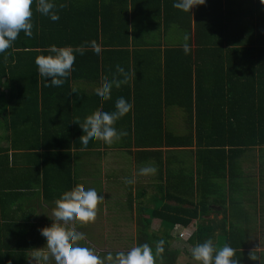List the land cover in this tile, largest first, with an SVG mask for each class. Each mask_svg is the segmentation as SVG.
Segmentation results:
<instances>
[{"label":"trees","instance_id":"obj_1","mask_svg":"<svg viewBox=\"0 0 264 264\" xmlns=\"http://www.w3.org/2000/svg\"><path fill=\"white\" fill-rule=\"evenodd\" d=\"M55 3L60 19L53 22L35 11L33 0V36L21 32L0 53V82H4L0 85V202L10 186L31 193L33 199L25 209L30 224L38 186L46 200H57L62 192L80 186L74 158L83 149L98 151L108 144L97 140L85 148L79 141L83 132L74 120L83 122L99 111H114L116 99L122 96L132 108L114 125L127 133L119 141L128 148H156L138 154H154L160 170L152 196L155 206L139 204L136 211L135 246L147 243L155 252L157 243L164 241L156 264H179L182 254L194 261L190 249L211 239L217 249L225 244L233 247L240 264H260L246 256L251 239L254 246H264V231L250 234L236 160L246 149L264 145L261 0H206L191 13L174 8L173 0ZM145 16L152 17L154 24L146 23ZM92 41L98 52L90 47ZM185 43L190 46L188 54L183 51ZM52 44L85 49L83 55H76L74 70L60 87H46L34 62L36 56L48 54ZM116 65L129 73V82L113 87L111 99L101 103L95 91L104 80L120 78ZM178 114L185 116L183 129ZM142 126L147 129L145 137H139ZM163 147L168 148L165 155ZM21 150L29 152L25 156L30 166L10 165V151ZM259 197L264 201V191ZM5 207L0 203V214L6 215ZM154 219L160 221L157 230L152 229ZM47 222L51 224L50 219ZM194 222L192 235L180 239L186 248L174 246L176 225ZM30 227L31 233L13 236L14 245L4 243V250L0 245V264H28L32 248L45 243L36 225ZM7 239L0 234V242ZM103 254L107 252L99 256ZM191 260L184 264H196Z\"/></svg>","mask_w":264,"mask_h":264},{"label":"clouds","instance_id":"obj_2","mask_svg":"<svg viewBox=\"0 0 264 264\" xmlns=\"http://www.w3.org/2000/svg\"><path fill=\"white\" fill-rule=\"evenodd\" d=\"M206 0H173V7L183 12H190L197 6L203 5ZM264 4V0H261ZM33 0H0V53L9 49L18 35L23 32L26 37L33 36ZM61 4L59 7H64ZM35 11L49 17L53 22L58 21L60 16L57 11L55 0H36ZM188 38L185 37V40ZM94 52L99 51L95 41L89 42ZM84 46H57L52 44L48 47L47 53L35 57V64L40 77L44 78L45 86L60 87L71 75L76 55L84 54ZM183 51L188 54L190 46L183 45ZM116 73L111 80H104L101 87L95 91L97 99L103 103L111 99L113 87L120 88L127 84L130 79L129 73L120 65H116ZM4 82H0L2 85ZM76 92V89H72ZM132 108V104L124 97L115 101L114 111H99L88 115L83 122L74 120L79 124L83 135L79 141L87 148L91 143L101 140L111 145L127 133L118 132L114 127L117 120L124 117ZM142 174L154 173L155 168H142ZM126 184H134V178H126ZM104 199L98 195L94 188L77 186L71 190L61 193L55 201L52 209L51 224L39 229L40 235L45 238L44 246L32 248L29 254L30 264H156L160 254L164 251V241H159L155 248L145 244H138L127 252H112L101 257L89 247L82 246L79 242L85 239V234L76 230V225H86L96 219L98 204ZM258 248V247H257ZM192 259L196 264H240L235 258V249L229 244L216 248L211 239L198 243L190 249ZM251 260H259V256L250 252Z\"/></svg>","mask_w":264,"mask_h":264},{"label":"crops","instance_id":"obj_3","mask_svg":"<svg viewBox=\"0 0 264 264\" xmlns=\"http://www.w3.org/2000/svg\"><path fill=\"white\" fill-rule=\"evenodd\" d=\"M101 1L102 0H99V2ZM144 21L146 23L154 24V19L152 17L145 16ZM148 36L149 38L153 37L152 33ZM158 39L160 38H157V40ZM143 57L150 58L148 54H144ZM85 86L88 87L89 85L85 84ZM177 122L181 125V129H183V127L185 128V116L178 114ZM120 130L123 131L122 128L119 129V131ZM138 130H141V128ZM146 132L147 129H143L142 126V130L139 132V137H145ZM8 134L7 131L5 136ZM118 142H120V145ZM5 144L8 143L5 142ZM154 149L156 148L149 146L128 148L118 140L114 141L111 145L102 146L98 151H94L93 149H83V151L74 158V169L79 179V185L87 189L94 188V184H96L95 189L99 191H97L98 195H103L104 197L100 202V213L104 218L102 232H105L106 230L108 231L110 229L108 227H114V223L111 225V223L108 222L109 218H117L119 216L123 221H118L117 228L122 229L121 227L125 228L127 224H132L134 226V232L130 234L135 235L137 227L136 211L139 209V204L149 209L155 206L152 196L157 192V184L159 182L158 176L160 174L159 166L154 154H138V151H150ZM162 149L164 150L165 155V150L168 148L163 147ZM27 153L29 152L25 150L10 151V165L14 162L20 168L23 166H30V163L27 162L29 157L25 156ZM75 153L76 151H73L72 154L74 155ZM12 154H17V156H15L16 158H14L17 159L16 162L14 161ZM236 163L238 166L236 169L239 182L238 190L240 191L242 189L240 193H243L242 204L248 214L250 222L248 227L251 229L250 234H253L254 236L258 234L259 236V234L264 231H262L264 224L263 222L261 223L262 219L264 220V205L261 206L264 201L259 197L261 192L264 191V145L246 149L236 160ZM142 168H155V172L142 174L140 171ZM94 171H99L97 177L95 176ZM126 178H134L135 183L131 185L126 184ZM96 179L98 181L97 183L94 182ZM6 182L9 183L11 181L9 178H6ZM5 190L4 194H7L6 198L0 203L6 206V215L0 214V226L4 227L3 229H0V234L6 235L8 241L0 242V245L3 246L2 250L6 248L4 243L6 244L15 241L13 236L21 235L22 232L31 233L33 228L30 226L33 223L36 225L35 230L37 234H39L40 228L48 226L47 220L50 219L51 221L52 219V209L55 207L56 201L46 200L43 195V188L38 186L37 201L33 202L36 211L35 218H32L33 220L30 224H27L30 217L28 216V211L25 209L32 201L33 195L31 193L29 194L28 191L23 194L22 192L24 191L19 189L14 190L11 186ZM254 191L257 192V196L255 195V197L251 195ZM217 208L218 210H221L220 206ZM213 216L214 214H211V217ZM221 216L222 215H219L218 218H221ZM191 225L195 227V222L188 226H179L183 228H192ZM75 228L81 229V225H76ZM121 233L126 234L127 232L125 231ZM256 242H258V240H256ZM252 243L253 241L251 239L250 247L246 249V251H254L259 256L261 262H263L264 246H254ZM12 244L14 245V242H12ZM246 256H249V254ZM28 264H30V258Z\"/></svg>","mask_w":264,"mask_h":264},{"label":"rangeland","instance_id":"obj_4","mask_svg":"<svg viewBox=\"0 0 264 264\" xmlns=\"http://www.w3.org/2000/svg\"><path fill=\"white\" fill-rule=\"evenodd\" d=\"M95 176L97 177L99 175V171H94ZM94 176V177H95ZM95 177V178H96ZM94 178V179H95ZM94 182H98L97 179L94 180ZM96 187V184H94ZM94 187V189H95ZM98 191V190H97ZM99 192V191H98ZM118 199V198H117ZM117 204V203H116ZM123 221L121 217L117 218H109L108 222L111 223L114 227H108L110 228L108 231L106 230L105 232H102V227H104V218L102 217V214L100 213V203L98 204V210H97V215L96 219L94 222L86 224V225H81V229H77V231L82 232L85 234V239L83 241H80L79 243L82 246L89 247L95 251V253L98 255L100 252H126L132 247H135V242H134V234H130L134 232V226L131 224H127L125 228L121 227L123 229L117 228L118 221ZM264 224V222H263ZM79 226V225H78ZM192 226V225H191ZM153 230H157L160 227V222L159 220L155 219L153 222ZM79 228V227H78ZM195 227L192 226L190 229H194ZM104 229V228H103ZM185 230V228L181 226H176L174 229V235L177 238V240L174 242V246L180 247L181 249L186 248L181 240L182 239L178 236V232L180 230ZM264 230V226L262 228V231ZM127 232L126 234H123L121 232ZM263 234V232H262ZM264 237V234H263ZM187 245V244H186ZM44 246L42 244L40 247ZM189 247V245H187ZM115 254V253H113ZM105 254H103L101 257H104ZM191 260L189 256L182 254L179 258V264H184L187 261ZM192 261V260H191ZM196 263L195 261H192Z\"/></svg>","mask_w":264,"mask_h":264},{"label":"built area","instance_id":"obj_5","mask_svg":"<svg viewBox=\"0 0 264 264\" xmlns=\"http://www.w3.org/2000/svg\"><path fill=\"white\" fill-rule=\"evenodd\" d=\"M176 226H179V225H176ZM193 233V230L190 229V228H185V230H180L178 232V236L182 239H185L187 240Z\"/></svg>","mask_w":264,"mask_h":264}]
</instances>
